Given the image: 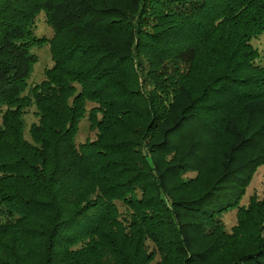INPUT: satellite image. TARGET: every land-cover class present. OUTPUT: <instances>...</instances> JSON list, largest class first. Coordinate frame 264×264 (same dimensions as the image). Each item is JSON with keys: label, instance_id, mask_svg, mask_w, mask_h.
Here are the masks:
<instances>
[{"label": "trees", "instance_id": "obj_1", "mask_svg": "<svg viewBox=\"0 0 264 264\" xmlns=\"http://www.w3.org/2000/svg\"><path fill=\"white\" fill-rule=\"evenodd\" d=\"M260 35L264 0H0V264H264Z\"/></svg>", "mask_w": 264, "mask_h": 264}, {"label": "rangeland", "instance_id": "obj_2", "mask_svg": "<svg viewBox=\"0 0 264 264\" xmlns=\"http://www.w3.org/2000/svg\"><path fill=\"white\" fill-rule=\"evenodd\" d=\"M35 35L37 36H45L46 38H50L53 35L52 28L46 23L44 12L41 11L39 15L35 19L34 25ZM252 43L257 49L261 52L264 50V35H260L257 38L252 40ZM37 55V62L33 65L31 74L28 79V84H36L39 83L44 78V69L48 68L52 65L50 49L48 44H44L40 47H34L32 49ZM91 104H88L90 107ZM34 107L28 109L25 115V131L26 137H28L27 130L33 121H36L37 118L33 114ZM96 136V130L90 128L89 121L85 116L79 123L78 132L76 135V141L84 142L86 139H94ZM193 173L187 174V176H193ZM252 196H256L257 199L264 198V165H261L257 168L255 173L252 175L251 180L249 181L247 187L245 188L244 194L240 200V206H246ZM121 208V206H120ZM236 213L237 209H232L223 214L222 219L225 224V228L227 231H230L231 227L236 224ZM149 247L152 248L151 243H148ZM151 264H155L153 261Z\"/></svg>", "mask_w": 264, "mask_h": 264}]
</instances>
